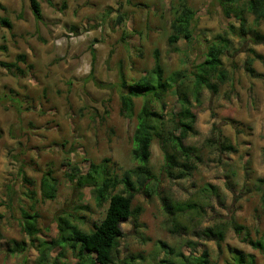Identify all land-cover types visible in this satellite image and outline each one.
Listing matches in <instances>:
<instances>
[{
    "label": "rangeland",
    "instance_id": "obj_1",
    "mask_svg": "<svg viewBox=\"0 0 264 264\" xmlns=\"http://www.w3.org/2000/svg\"><path fill=\"white\" fill-rule=\"evenodd\" d=\"M174 1L40 0L41 18L36 19L28 0H0V19L10 23L0 21V95L12 97L0 102V264H37V241L30 242L18 223L29 186L22 175L36 190L45 170L51 169L58 179L55 198L37 205V237L50 240L57 232L58 215L76 212L87 229L107 206L95 205L87 186L77 188L68 180L72 166L85 173L90 163L105 164L109 174L118 177L135 165V120L124 115L119 104V71L127 80L138 78L152 67L155 49L165 73L186 71L203 59L217 34L229 40L221 55L228 78L217 93L203 88L199 103L191 99L197 133L185 141L201 161L191 175L167 179L161 173L162 152L153 141L150 164L159 180L151 196L136 193L132 203L142 207L141 227L122 222L119 256L139 253L145 257L142 264L163 258L172 264L174 254L159 249L158 242L164 241L176 254L206 249L211 264H230V246L252 254L254 264H264L260 251L230 227L233 221L241 224L252 238L264 231V43L252 44L238 34L236 18H225L215 0H186L195 11L193 37L190 42L180 39L173 49L167 35ZM247 19L251 24L252 16ZM229 23L235 28L226 33ZM259 28L264 32V21ZM249 46L255 51L253 74L245 69ZM1 62L16 63L22 73L14 67L15 74L8 72ZM165 101L167 112L178 110L175 95ZM209 136L226 138L235 151L204 145ZM122 189L118 184L115 192ZM163 197L169 199L170 210ZM174 215L181 226L176 231L170 224ZM216 223L229 226L220 248L199 234ZM11 240L23 242L25 249L10 253ZM58 251V246L49 251L50 261ZM65 253L59 259L74 264L73 253Z\"/></svg>",
    "mask_w": 264,
    "mask_h": 264
},
{
    "label": "trees",
    "instance_id": "obj_2",
    "mask_svg": "<svg viewBox=\"0 0 264 264\" xmlns=\"http://www.w3.org/2000/svg\"><path fill=\"white\" fill-rule=\"evenodd\" d=\"M220 6L221 13L225 18H236L238 22V34L252 44L264 43V32L259 26L264 21V0H215ZM29 8L36 19L41 18L40 0H28ZM170 32L167 35V43L176 49L180 39L190 42L193 37V23L195 11L188 6L186 0L171 2ZM247 15L252 16L251 24L248 23ZM121 16L118 17L120 22ZM0 21L10 26V23L1 18ZM226 33L234 31V25L229 23ZM229 40L220 34L215 35L214 41L207 45L203 59L193 63L185 70H175L165 73L159 52H153V65L138 78L127 80L122 71H119L118 99L124 115L134 118L135 127L132 133L131 158L135 165L125 168L118 177L111 176L106 165L90 163L85 173H81L77 167L72 166L66 174L69 181L75 187L87 186L90 189L95 205L107 204L102 217L94 221L90 228L82 227L83 217L75 214L64 213L56 217V235L50 240H40L37 205L46 199H54L59 182L51 169L45 170L39 179L38 190L31 188L32 181L25 175L22 179L29 185L23 192L27 203L19 208L20 228L29 237L37 251V264H70V261L61 260L68 250L73 253L74 264H142L145 257L139 253L125 255L120 258V239L124 233L121 228L122 222L130 220L133 227H141L139 216L142 212L140 205L133 206L136 193H144L151 196L155 193L157 177L150 164L151 145L154 140L158 142L162 152L163 164L161 173L170 180H179L193 173L197 164L201 161L196 149L186 144V139L197 133L195 129L196 114L193 112L192 100L200 102L202 90L206 88L210 93L218 92L220 86L227 81V72L221 66V55L228 47ZM249 52L245 60V69L253 74L250 67L255 55L254 49L246 47ZM22 59L21 56H19ZM8 72H13V67L22 73L16 63L1 62ZM17 74V73H16ZM190 82L187 86L186 82ZM170 94L176 96L178 110L174 113L166 111V97ZM10 96L0 95V102ZM140 99V106L136 108V101ZM192 99V100H191ZM204 145L214 147L220 152L235 151V147L226 138L209 136L205 138ZM118 184L122 190L115 192ZM207 186H209L207 184ZM208 189V188H204ZM264 205V194L261 196ZM163 205L171 209L169 199L163 197ZM193 208V203L190 204ZM172 213V211H169ZM178 213V211L176 212ZM1 216V215H0ZM177 216L171 217L172 231L181 228ZM237 233L243 234V240L253 248L260 251L264 260V231L256 238L250 237L245 227L236 222H231ZM183 228V227H182ZM229 226L226 223H216L212 226L203 227L200 235L213 240L217 248L225 238ZM8 247L10 253H16L25 249L23 242L10 241ZM159 249L165 255L174 254L172 264H211L210 253L203 249L201 253L190 251L188 254L175 253L173 248L164 241H159ZM59 247L56 258L49 260V251ZM226 261L230 264H254L252 254L244 253L235 247H228ZM169 259H157L155 264H166Z\"/></svg>",
    "mask_w": 264,
    "mask_h": 264
}]
</instances>
